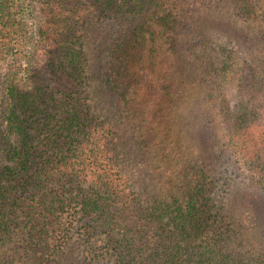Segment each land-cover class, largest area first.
<instances>
[{
	"label": "trees",
	"instance_id": "1",
	"mask_svg": "<svg viewBox=\"0 0 264 264\" xmlns=\"http://www.w3.org/2000/svg\"><path fill=\"white\" fill-rule=\"evenodd\" d=\"M19 1L0 0V64L26 46L15 26ZM35 1L43 21L38 43L20 55L31 86L20 87L11 70L23 59L8 62L0 83V151L7 162L0 166V264H264V225L256 217L255 226L242 205L234 212L246 194L264 195V52L240 58L232 101L216 73L219 55L233 50L211 44L214 56L203 78L179 57L202 10H217L222 0ZM223 2L264 34V0ZM107 31L105 46L116 43L113 51L123 50L124 62L142 72L118 76L127 121L93 103L87 47ZM130 37L134 48L123 41ZM175 59L177 84L171 80ZM186 76L204 81L224 133L213 150L223 149L229 167L218 162L215 174L187 161L174 173L148 161L166 187L181 179V189L158 196L136 167L144 164L153 130L166 129Z\"/></svg>",
	"mask_w": 264,
	"mask_h": 264
},
{
	"label": "rangeland",
	"instance_id": "2",
	"mask_svg": "<svg viewBox=\"0 0 264 264\" xmlns=\"http://www.w3.org/2000/svg\"><path fill=\"white\" fill-rule=\"evenodd\" d=\"M256 1L257 3H261L263 0ZM20 3H24L21 7V23L17 22L15 26L19 28L17 34H22L26 39V46L25 44L20 45L23 50L21 53L24 55V53H29L31 50L35 49L33 46L38 43V29H40L43 21L41 16V4L39 2L35 0H20L18 4ZM218 4L220 6L217 10L214 9L215 6H213L212 11L206 13H203L202 10L191 32L194 36L186 42L182 49L183 53L182 55L180 54L179 57H183L184 60H190L189 64L192 66V69H198L200 78H203V73L209 69L211 55L214 56L213 50L210 48L211 44H215L214 46H216L217 44L214 42L218 43L219 41L222 45L224 44L227 49L233 50V54L229 57L226 56L228 54L227 51H224L226 52L224 56L219 55L222 62L217 65L216 73L217 86L222 85V88L219 86L220 90L227 93L228 95L226 94V98L232 101L233 91L236 90L234 84L232 85L233 82H231L233 75L235 76L236 74V71L233 70H237L238 66L240 67V58L245 57L250 60L256 57V55L264 52V34L262 31L263 29L256 27V24L245 23L238 20L233 8L224 4L223 0ZM220 7L222 8L220 9ZM199 8L202 7L197 6L196 13L199 11ZM106 29L108 28L106 27ZM120 37L121 35H119V38ZM133 39L135 43L138 40L136 37ZM107 40H110L108 31L101 32L100 36L97 33L91 38L90 45L87 47L88 66L91 77L89 81L95 87L96 95L93 103L98 101L99 106L104 108L107 107L109 112L114 114L116 118L127 121L131 119V115L127 114L128 111L123 108L121 103L122 98L117 96L120 92L124 91V79H119L118 76H122L124 72H129V76L133 74L135 77L140 78L142 72L138 68L131 69L127 65L128 63L124 62L123 50L113 51L116 47V43L113 42L111 45L109 43V45L105 46ZM123 41L134 48L131 37ZM13 52L6 57L4 56V58L7 59L0 64V83L3 80V74L10 68L8 62H12L15 59H27L23 55L20 56L21 53L14 56ZM133 54H136V50L128 52L129 58H131ZM183 54H188V57L183 56ZM23 60L18 63L17 67L11 66V70L13 72L16 71L15 80L20 87L29 89L32 83L30 69L28 68L27 60ZM184 60L181 61L182 66L186 63ZM231 63H234V66H232ZM173 64L175 67L172 71H174L175 74L173 77L171 76V80L175 81L177 84L174 79L178 71L176 64L179 63L176 62L175 59ZM229 64L230 67H228ZM160 70H162V68ZM222 72L224 74L220 75ZM187 75H189V73ZM192 77L193 78L186 76L181 85L182 89L177 87V95L173 96V105L170 113L167 114L168 118L166 125V129L170 128L171 133L168 134L165 128L162 127L161 129V126L153 130V133L156 135L154 138H149L151 140H147L149 146L147 149L149 150L142 155L143 160H141V162L144 164H139L138 167H136L137 169H141V174H139L141 180L145 181L150 187L149 190L154 191L156 195L162 190L164 192L169 191V193L172 194V190H177V187L181 189V179H177L178 186L176 188L173 187L172 189L170 184H167L169 186L168 188L164 185V181L160 175L157 174L156 171L159 172V170L155 169L154 171V169L148 168V166L151 167L154 165L155 168V165H158V168L161 166L162 169L168 168L174 173H178L177 169L181 163L192 161L200 164V166L215 170V174H218L221 170L218 162H223L225 160L223 157H226L223 153V149L218 151V147L213 150L215 142L217 143L218 140L222 142L221 139H223L224 135L220 124V117H217L214 111L211 110L209 101L204 94V89L200 86H205L204 81L198 84L196 81L199 78ZM134 107L135 109H141L140 104ZM166 145H168L171 150L166 148ZM132 146L140 148L137 141H133ZM126 148L124 147V149L128 151ZM131 156L133 157V155ZM182 158H184V162H181ZM148 161L150 164L146 167ZM224 162L225 165H221L228 168V162ZM6 163L3 153L0 151V166ZM238 192L240 191L236 193ZM258 194L259 193H256V191L246 194L244 196L245 199H240L238 203L239 206H236L237 208L235 207L234 211L237 213L238 211H236V209L242 205L245 211L251 216L253 222L255 221V226L256 217H258L261 224L264 225V195L260 194V196H258ZM246 204H249L250 208H248ZM263 238L264 236L262 239Z\"/></svg>",
	"mask_w": 264,
	"mask_h": 264
}]
</instances>
